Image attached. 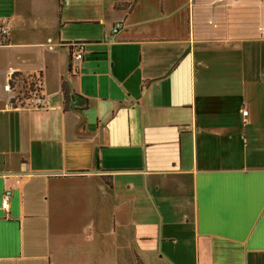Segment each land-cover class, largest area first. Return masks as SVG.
Segmentation results:
<instances>
[{"label":"crops","instance_id":"obj_1","mask_svg":"<svg viewBox=\"0 0 264 264\" xmlns=\"http://www.w3.org/2000/svg\"><path fill=\"white\" fill-rule=\"evenodd\" d=\"M1 25L0 264H264V0H0Z\"/></svg>","mask_w":264,"mask_h":264},{"label":"built area","instance_id":"obj_2","mask_svg":"<svg viewBox=\"0 0 264 264\" xmlns=\"http://www.w3.org/2000/svg\"><path fill=\"white\" fill-rule=\"evenodd\" d=\"M117 32V26L113 28V33ZM8 34V28L4 25L0 26V45L4 44L5 38ZM69 48V64L70 69L72 71H76L78 67V63L82 60L83 52H84V44L81 42L76 43H70L68 44ZM34 83L32 88H26L22 91H17V93L14 95V97L11 100V105L13 107H27V108H37V109H47L48 103L47 101L42 97L40 93V84L38 79H31ZM9 91H13L8 86ZM242 114L244 116L247 115L246 111H243ZM9 199V192H5L2 195V201L0 204V208L5 210L7 209Z\"/></svg>","mask_w":264,"mask_h":264},{"label":"trees","instance_id":"obj_3","mask_svg":"<svg viewBox=\"0 0 264 264\" xmlns=\"http://www.w3.org/2000/svg\"><path fill=\"white\" fill-rule=\"evenodd\" d=\"M33 79H35V78L33 77ZM19 83H22L24 85L21 89H26V88L30 89V87L32 88V86L34 84L32 82V80H31V78H25V77L20 76L19 74H13L11 79H10V81H9V85L8 86L10 87L11 90L18 91L17 87L19 86ZM62 89H63L64 97L66 99L67 98L66 89H65L64 86L62 87Z\"/></svg>","mask_w":264,"mask_h":264},{"label":"rangeland","instance_id":"obj_4","mask_svg":"<svg viewBox=\"0 0 264 264\" xmlns=\"http://www.w3.org/2000/svg\"><path fill=\"white\" fill-rule=\"evenodd\" d=\"M23 86H24V85H23L22 83H19V86L17 87V90H18V91H22V90H24V89H21Z\"/></svg>","mask_w":264,"mask_h":264}]
</instances>
